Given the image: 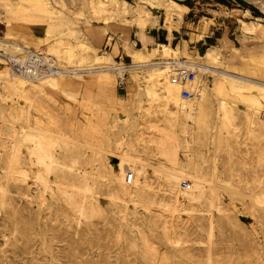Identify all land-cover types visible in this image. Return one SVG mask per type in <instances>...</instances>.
Here are the masks:
<instances>
[{"label": "rangeland", "instance_id": "obj_1", "mask_svg": "<svg viewBox=\"0 0 264 264\" xmlns=\"http://www.w3.org/2000/svg\"><path fill=\"white\" fill-rule=\"evenodd\" d=\"M15 1L11 0L12 4ZM46 1L50 15L55 19L61 15V19L62 17L65 19L68 27H72L71 30H64L63 22L57 26L59 28L51 26L52 20L46 19L37 24L36 34L30 32L23 34L25 30L22 29L18 32V29L10 31L8 25H5L4 28V24L0 23V36L21 45H25L21 39V36L25 35L32 41L47 40L51 46L63 50L71 46L73 48L72 55L69 58L61 57L63 67L66 68L90 66L93 63L94 55L104 51H112L114 61L111 64H128L132 60V50L142 46L137 39L142 41L138 32L140 28L135 25L140 27V24L137 23L139 16L147 21L146 26H141L146 35L150 34L149 32L154 27L165 30L169 23L171 29L178 28L182 20L178 22L175 18L178 17L177 13L184 17L185 14L190 15L196 12L198 18H201V21H207V23L214 22L209 16L222 13L238 15L239 20L244 16L242 13L236 14L233 10L229 11L220 4H217L218 9H213L212 6L203 3L206 0H177L180 4L188 5V10L184 7L180 11L171 5L169 0H154L156 2L154 7L148 3L145 6L146 3L142 0H127L132 6L131 10H121L118 6L117 9L108 13L111 16L108 21L111 23H132L130 32L127 34L126 31L119 29L109 30L103 37L93 40V44L97 48L89 41L85 31L91 29L88 28L89 26L96 28L98 23L103 21L101 17H90L87 15L86 7H84L83 13H77L80 10L79 0H65V5L61 0ZM228 1L230 6L241 9L250 7L253 15H261L255 7L254 1L256 0ZM195 2H197L196 6L189 9V6L194 5ZM165 8L169 13L164 10ZM1 10L2 5L0 4ZM144 13L148 14L144 15ZM2 17L0 14V18ZM171 18L174 20L168 21ZM259 21L264 24L263 18ZM47 25L48 28L53 27L49 32H46ZM119 34L122 36L120 37ZM107 36H111L112 39H107V45H105ZM152 45L154 44L148 46ZM219 46L222 48V58L226 66L231 67L230 70L246 72V74L252 73L258 77L264 76V51L249 50V47L245 50L244 46L233 47L227 43L219 44ZM141 50L146 51V47ZM49 52L54 54L52 51ZM179 53L194 59L191 52L179 51ZM6 65L9 64H0V68ZM90 71H83L81 75H68V78L77 81L73 87L65 88L66 92L72 91V95L64 94L56 86L43 85L40 92H33L27 85L23 87L11 86L7 84L6 79L5 84L0 83V92L10 93L13 98L20 100L13 103L5 100V109L2 110L0 107V264H264V211L254 207L250 198L241 192L231 193V190L223 189L218 197V208L214 217L216 234L209 260L204 249L206 243L200 241L206 237L207 213L187 214L184 212L180 217L174 219V224L188 229L191 227L198 229V236L193 237L191 234L183 244H175V246L180 245L182 254L171 253L164 259L151 261L150 254L145 250L137 229V227L149 229L152 222L147 214H150L151 211L134 210L133 213L122 218L105 202L98 205V199L95 197L92 199V203L86 201V212L82 213L78 207L79 201L82 199L81 195L71 194V197H67L60 188H56L57 186L67 187L70 192H73L71 186L76 183L73 181L78 182L83 176V172L79 169H85L90 165L87 160L90 158L89 149L83 148L81 156L77 159L79 156L77 149L61 144V147L58 148V156L64 162L71 163L78 169L71 172L64 169V172L54 173L52 178L56 183L46 189L33 178L25 181L6 176L7 151L5 147L10 145L9 133L12 131L13 125L10 119L25 117L26 123L33 124L37 119L48 122V118L52 116L67 134H71L75 129V134L79 136L78 125L89 124L92 103H96L100 99L95 84L98 74ZM197 71L195 75L199 74ZM211 78V75H202L200 84L197 86L198 89H204V94L201 96L202 105L194 104L195 116L200 115L199 107H203L202 110L205 111L206 116L200 115L201 118L196 121L189 120L195 139L190 142L196 148L203 149V151L201 150L203 158L199 161L200 170L203 174H208L215 165L218 177L224 183L229 180L235 183L239 178V173H244V176L249 178L248 185L255 189L257 176L262 175L264 164V156H261L264 155V123L262 122L264 119V96L255 93V96L249 98L256 99L258 107L246 104L245 106L233 105L228 108L227 114L230 117L231 125L227 127L226 131L219 126L218 132L215 134L212 126L216 120L217 100L213 92ZM114 82L116 90H123L121 95L123 99L118 101L125 103L130 108V112L134 113L138 101H134L135 95L132 94L133 85L128 71L124 72L122 78L118 72H114ZM119 83L122 84L119 85ZM4 86L5 88H3ZM150 87L159 91L158 85ZM182 89L188 90L190 96L185 97ZM178 92L187 101L199 99L194 97L192 90L186 86L178 89ZM225 92L229 93L228 88H225ZM231 95L237 98L242 94L232 93ZM248 95L247 93L244 97L246 98ZM108 96L103 99V104L110 102ZM20 103H26V106L21 108ZM139 103L151 104V110L143 116V122L148 126L147 133L149 132L153 141L156 142V146L160 143L168 145V137L173 135V131L164 116L175 111L177 105L171 101H164L160 95L155 99H145ZM3 113L5 116H2ZM4 118L5 121H3ZM132 119L127 123L133 124ZM179 119L183 120L182 112ZM54 125L59 127L58 124ZM127 130L129 129L127 128ZM132 132L131 129L118 133L117 126L114 127V130L111 127L104 145L113 141L117 136L123 135L116 141L117 145L120 146L125 142L129 146L130 143H126V141L132 138ZM93 134L100 133L93 132ZM182 138L184 135L180 125L176 132V139ZM135 148L137 146H134ZM259 151L262 153L259 154ZM101 152L102 155L98 156L96 163L100 172L109 177L105 180L95 176L91 177L94 182L102 183L107 188L113 185L108 170L116 167V160L112 159L110 155H106L105 150ZM147 152L151 154L150 149H147ZM73 158H75L74 161H72ZM178 158L183 159L182 151ZM20 161L22 165H26L23 155ZM253 172H256V175L251 177L250 174ZM150 179L152 184L157 187H162L166 182L164 178H156L152 172H150ZM182 185L184 186V183ZM241 187L248 189V186L241 185ZM161 192L160 189L159 193ZM167 194H169L168 191ZM191 202L193 206H198L195 200ZM92 204L97 206L94 211ZM131 211L132 209H130ZM200 213L203 216H199ZM145 232L150 234L152 230ZM163 238L154 236L148 241L157 250L164 245Z\"/></svg>", "mask_w": 264, "mask_h": 264}, {"label": "bare ground", "instance_id": "obj_2", "mask_svg": "<svg viewBox=\"0 0 264 264\" xmlns=\"http://www.w3.org/2000/svg\"><path fill=\"white\" fill-rule=\"evenodd\" d=\"M61 1L64 5L66 4L65 0ZM142 1L146 3L145 6H147V3L152 5L151 7L156 4L154 0ZM169 1L179 11L181 8H188L177 0ZM79 2L80 10L77 13H83L84 7H86L87 15L96 18L101 17L102 22L105 24L102 27L105 29L111 17L108 14L110 11H114L118 6L121 10H131L132 7L127 0H79ZM254 3L263 14L255 20L250 18L251 13L248 8L244 10L236 8L233 11L236 14L242 13L244 15L240 17V28L242 30L254 33L259 39H263L264 24L259 19H264V0H256ZM0 4L2 5L0 14L3 16L0 18V23L4 24V28L5 25H8L10 31L18 29V32L22 29L25 30L23 34H26V32L36 34L37 24L46 19H51L50 25L56 28H59L57 26L63 22L64 30L72 29V27H68L63 17L61 19V15L56 17L57 19L50 15L46 0H16L14 4L11 0H0ZM164 10L168 12L167 8ZM147 14L144 13V15ZM177 14L180 19L181 14ZM138 18L137 23L140 26H145L147 23L144 20L145 18L141 16ZM167 26L171 29L170 23ZM52 28H48L47 25L46 32H49ZM108 37L109 39L112 38L111 36ZM0 38L5 40V43L0 41L3 48L0 51V58L9 63V65L0 68V83L5 84L6 79L7 84L11 86L23 87L27 85L29 90L33 92H40L43 85L56 86L64 94L72 95L73 92H66L65 88L73 87L77 81L68 78V75H81L83 71L89 72L91 70L90 72H97L98 74L95 84L96 92L100 95V99L96 103H92L88 119L89 124L78 125L79 136L75 134V129L72 130L71 134H67L50 115L48 122L37 119L33 124L26 123L25 117L10 119L13 124L12 131L9 133L10 145L5 147L7 151L5 173L8 178L12 177L25 181L33 178L46 189L51 184L56 183L52 178L54 173L64 172V169L67 172L78 169L73 164L64 162L58 156V148L61 147V144L77 149L79 155L77 159L81 156L83 148L89 149L90 158L87 160L90 165L85 169H79L83 172V176L80 181H73L76 182L71 186L73 192H70L67 187L57 186L56 188H60L67 197H71V194L81 195L82 199L79 201L78 207L82 213L86 212V201L92 203L91 201L95 197L98 199V205L105 202L122 218L133 213L134 210L151 211L150 214H147L152 222L149 229L137 227L142 244L150 254L149 259L151 261L164 259L166 255L171 253L182 254L180 245L186 242L191 234L193 237L198 236V229L192 227L188 229L174 224V219L180 217L184 212L187 214L207 213L206 237L200 241L206 243L204 249L209 260L216 234L214 217L218 208L217 200L223 189H229L231 193L241 192L245 194L250 198L254 207L264 211V164L262 175L257 176L255 189L248 185L249 178L245 177L244 173H239V178L236 179L235 183L230 180L224 183L220 180L215 165L210 173L203 174L199 163L203 158V149L196 148L190 142V140L195 139L189 125V120L196 121L201 116H206L205 111L202 110L203 107L198 108V113L201 116H195L194 113V104L202 105L201 96L204 94V89H198L197 86L200 84L203 74L212 76L213 92L216 95V120L212 126L215 134H217L219 126L226 131L227 127L231 125L230 117L227 114L228 108L233 105L245 106L246 104L258 107L256 99L249 98L255 96V93L264 96V76L258 77L252 75V73L247 72L248 74H246V72L230 70L231 67L228 68L222 58L220 48L215 46L206 48L203 53L193 54L194 59H192L186 55H180L179 51L189 52L186 50L185 45L181 50L178 46L169 43L156 42L152 46H147L146 51L135 48L132 51V60L128 64H111L114 61L112 51H104L94 55L92 58V64L94 65L90 64V66L84 68H72L73 66L66 68L63 67L61 57L69 58L72 55L73 48L71 46L63 50L51 46L47 40L32 41L25 35L21 36L25 45L9 41L5 37L0 36ZM49 51H52L55 55ZM49 54L54 58V62H50L51 65H54L53 69H50L47 63ZM182 56L193 63L192 69L194 72L197 70L199 72L191 80L184 76L176 64L177 59ZM126 71H128L132 81L134 101H138L134 113L130 112V108L125 103L118 101L123 99L121 96L123 90H116L114 82V72H118L122 78ZM191 83L194 85L192 86ZM149 85H158L159 91ZM183 86L191 89L194 97L199 99L197 101L196 99L195 101L194 99L190 101L183 99L178 92V89ZM225 88H228L229 93L225 92ZM127 93L129 94V92ZM232 93L242 95L234 98L231 95ZM247 93L249 95L245 98L244 96ZM106 95L110 102L103 104L102 101L107 97ZM158 95L164 101H171L176 104L177 109L164 116L173 131V135L168 137V145L160 143L156 146V142L153 141L149 132L147 133L148 126L143 122V116L151 110V104H141L139 102L145 99H155ZM5 100L10 101V103L20 101L13 98L10 93L0 92V107L2 110L5 109ZM25 106L26 103L20 105L21 108ZM181 112L183 113L182 121L179 119ZM2 116H5V113ZM132 116L135 118L132 119ZM130 119H132L133 124L127 123ZM3 121H5V118ZM262 122L264 123V119ZM54 124H58L59 127ZM180 125L184 138L177 140L176 132ZM116 126L118 127V133L133 130L132 138L126 141V143H130L129 146L125 142L120 146L117 145L116 141L123 135L117 136L113 141L104 145L110 128L112 127L114 130ZM93 132L100 134L94 135ZM134 146H137V148L134 149ZM147 149L151 150V154L147 152ZM103 150L106 151V155H110L112 159L116 160V167L108 170L113 185L107 188L102 183L94 182L91 177L95 176L101 180L109 177L100 172L96 163ZM180 151L183 152V159L178 158ZM261 153L259 151V154ZM22 155L26 165L21 164L20 158ZM74 160L75 158L72 159V161ZM150 172L154 173L156 178H164L165 185L162 187L153 185ZM129 174L131 175L130 180H128ZM250 175L254 177L256 172ZM182 183H184V186ZM241 185L248 186V189L242 188ZM160 189L161 193H159ZM167 191L169 194H167ZM193 200L196 201L198 206L192 205L191 201ZM96 209L97 206L92 204V210ZM130 209H132L131 212ZM199 216H203V214L200 213ZM151 230L150 234L145 232ZM154 236L164 237V245L157 250L148 241ZM175 244L180 245L175 246Z\"/></svg>", "mask_w": 264, "mask_h": 264}, {"label": "crops", "instance_id": "obj_3", "mask_svg": "<svg viewBox=\"0 0 264 264\" xmlns=\"http://www.w3.org/2000/svg\"><path fill=\"white\" fill-rule=\"evenodd\" d=\"M203 3L212 6L213 9H218L217 4L224 6L229 11L236 8L241 9L240 7L230 6V4H228L229 3L228 0H206ZM196 4L197 2H195L194 5L189 6V9L195 7ZM255 7L258 9L261 15H253L250 7H247L251 13L250 18H252L253 16L254 20L257 17H261L263 15L256 5ZM193 13L194 14H190V15L185 14L184 17L183 15H181L180 19L178 17H175L178 20V22H181L182 20L178 28L169 29L167 26L165 30H160L159 28L154 27L149 32L150 34L147 35L142 31L143 28H141V26L139 27L137 24H135L138 28H140L138 32L140 33L142 38V41L141 39L137 38L138 41L142 44V46L138 49L141 50L143 47H147L149 44H154L156 42H165L173 46H178L181 50L185 45L186 50L191 52L192 54L203 53L204 50L206 48H209L210 46H215L220 48V52H221L222 48L219 46V44H224V43H227L229 46H233V47L244 46L245 50L249 47V50L254 49L258 51H264V38L259 39V37H257L256 34L242 30L240 28V20L238 18V15L222 13L216 16H209L211 19L214 20V22L207 23V21L205 20L201 21V18H198L196 12ZM173 20L174 19L171 18V20L168 21H173ZM107 23L108 24L106 29L102 27L105 25L104 22H102L99 23L96 28L89 26L88 28L91 29L89 31H85V34L88 35V39L94 47L97 46L93 44V40L103 37L104 35L107 34L109 30L119 29L126 31L125 33L128 34L130 32L131 26L133 25L132 23L128 24L124 22L111 23L108 21ZM119 36L121 37L122 35L119 34ZM107 39H109L108 36L106 37L105 45H107Z\"/></svg>", "mask_w": 264, "mask_h": 264}, {"label": "built area", "instance_id": "obj_4", "mask_svg": "<svg viewBox=\"0 0 264 264\" xmlns=\"http://www.w3.org/2000/svg\"><path fill=\"white\" fill-rule=\"evenodd\" d=\"M0 41L4 42L5 43V40L3 38H0ZM2 46L0 44V51L2 50ZM53 56L52 55H48V59H47V63L50 67V69H53L54 68V65H51V61L54 62L53 60ZM8 63L5 59H1L0 58V64H6ZM9 64V63H8ZM176 64L177 66L181 69V72L184 74V76L188 79H193L194 78V75H195V72L194 70L192 69V66H193V63L188 60L185 56H182L181 58L177 59L176 61ZM68 68H71V67H68ZM122 83H119V85H121ZM183 95L185 97H189L190 96V92L186 89L183 90ZM131 179V175L129 174L128 175V180Z\"/></svg>", "mask_w": 264, "mask_h": 264}]
</instances>
